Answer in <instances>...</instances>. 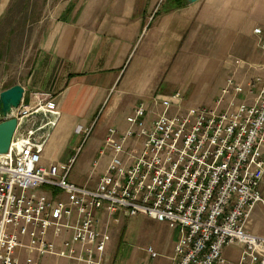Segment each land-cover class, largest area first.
Segmentation results:
<instances>
[{"label":"built area","instance_id":"1","mask_svg":"<svg viewBox=\"0 0 264 264\" xmlns=\"http://www.w3.org/2000/svg\"><path fill=\"white\" fill-rule=\"evenodd\" d=\"M258 44L264 50V39ZM246 91L252 102L240 98ZM32 97L6 115L17 126L0 154V264H40L44 256L102 264L100 211L104 229L119 211L176 230L172 264H264V235L248 229L254 205L264 208V73L245 83L227 77L211 105L164 100L149 123L140 102L124 129L107 128L99 151L107 161L93 185L68 180L72 161L41 163L57 111L51 93ZM228 245L239 247L236 259L223 256Z\"/></svg>","mask_w":264,"mask_h":264},{"label":"crops","instance_id":"2","mask_svg":"<svg viewBox=\"0 0 264 264\" xmlns=\"http://www.w3.org/2000/svg\"><path fill=\"white\" fill-rule=\"evenodd\" d=\"M11 1L0 0V18ZM162 1L64 0L50 11L46 22L42 21L44 30L34 67L27 83L20 86L26 104L32 102L33 93L46 90L45 86L57 87L53 98L57 117L47 129L40 153L43 165L59 164L51 155L67 149L64 136H53L64 114H69L64 119L65 127L73 126L75 131L90 127L99 118L101 125H107L91 151L95 155L107 128L116 123L124 129L123 117L140 102L149 110V123L165 110L164 100L169 106L179 101L183 108L211 105L227 77L245 83L264 73V50L258 44L264 39V0H197L181 6L174 0ZM159 8L163 10L159 12ZM256 28L261 29L260 35L254 33ZM29 80L31 88L26 87ZM175 92L180 93L179 100L171 97ZM240 98L252 102L253 94L246 91ZM118 113L123 116L118 117ZM98 217V229L108 235L102 264H115L109 246L113 229L123 218L133 216L118 211L111 216L117 220H112L107 229L102 226L107 213L100 211ZM146 218L161 232L159 241L147 246L157 255L152 257L147 248L142 253L132 250L126 264H172L177 231ZM233 246H225L224 257H238L239 247L238 254L231 255ZM59 258L66 261L62 264H78Z\"/></svg>","mask_w":264,"mask_h":264},{"label":"rangeland","instance_id":"3","mask_svg":"<svg viewBox=\"0 0 264 264\" xmlns=\"http://www.w3.org/2000/svg\"><path fill=\"white\" fill-rule=\"evenodd\" d=\"M62 1L64 0L11 1L6 13L0 18V92L5 90L4 86L8 83L19 85L27 83L26 81L32 72L30 70L34 67L35 57L40 45V36L44 30L42 24L46 22V16L50 14V11L56 5L62 3ZM161 3L156 5V8ZM165 4V7L169 8L168 3ZM158 10L161 12L163 8H159ZM43 20L45 21L42 23ZM31 82L32 80H29L26 87L31 88ZM56 88L51 84L45 86L46 90L40 93L49 92L52 94V98L55 99L57 92L54 89ZM1 107L0 101V117L2 116ZM95 114L97 115L98 111ZM120 116L123 115L118 113V117ZM66 117H69V114L62 115L54 129L53 136L54 138L56 135L60 137L64 136L66 138L65 144H67V149L63 150L60 154H55V156L54 154L51 155V158L56 157L54 163L59 164H67L72 161L68 180L78 184L86 183L93 185L101 171L102 165L106 163L107 154L101 155L99 153L102 144L99 150H96L95 155L91 151L101 139L102 130L107 125H101V119L99 118L90 127H86V129L77 128L76 131L78 133L74 130L73 126L71 128L69 126L65 127L64 119ZM112 125L116 129L121 128L120 124L114 123ZM77 146H79L78 149H76ZM71 157L72 159L70 160L69 158ZM93 158L95 159L93 160ZM96 159L97 164L93 166L92 160L94 162ZM248 229L253 233L264 235V208L260 203L255 204L251 210ZM160 238V230L155 226L154 222L144 215L140 214L123 218L113 229L111 245L109 244L110 255L114 257L115 264H126L131 257L132 250L142 253L147 246H153ZM233 247L235 248L231 255L236 256L238 254V247ZM40 262L41 264H62L66 261L62 258L58 259L56 256H45L40 259Z\"/></svg>","mask_w":264,"mask_h":264},{"label":"water","instance_id":"4","mask_svg":"<svg viewBox=\"0 0 264 264\" xmlns=\"http://www.w3.org/2000/svg\"><path fill=\"white\" fill-rule=\"evenodd\" d=\"M197 0H186L188 3H194ZM23 88L15 84L0 92L1 111L3 119L0 120V154L8 151L11 139L16 130L17 118L15 116L7 117L11 108L17 107L22 99Z\"/></svg>","mask_w":264,"mask_h":264},{"label":"trees","instance_id":"5","mask_svg":"<svg viewBox=\"0 0 264 264\" xmlns=\"http://www.w3.org/2000/svg\"><path fill=\"white\" fill-rule=\"evenodd\" d=\"M171 3V2H170ZM186 3V0H174V4L176 5V6H181V5H183V4H185ZM168 4H169V2H168ZM9 86H11V85H6L5 87L7 88V87H9ZM4 87V88H5Z\"/></svg>","mask_w":264,"mask_h":264}]
</instances>
